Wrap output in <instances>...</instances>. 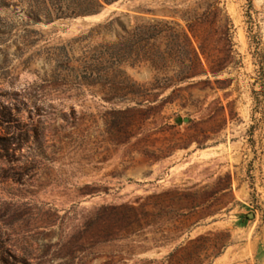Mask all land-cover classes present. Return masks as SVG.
<instances>
[{
	"label": "rangeland",
	"instance_id": "rangeland-1",
	"mask_svg": "<svg viewBox=\"0 0 264 264\" xmlns=\"http://www.w3.org/2000/svg\"><path fill=\"white\" fill-rule=\"evenodd\" d=\"M16 1L0 0V112L30 138L16 161L0 158L4 250L28 264H264V0H128L110 20L172 18L198 55L190 79L140 106L101 85L43 82L44 57L24 70L99 24L32 25L38 42L18 59L27 18ZM215 2L230 37L212 17L191 28L182 19ZM128 72L141 84L156 74ZM27 168L21 182L3 178Z\"/></svg>",
	"mask_w": 264,
	"mask_h": 264
},
{
	"label": "trees",
	"instance_id": "trees-1",
	"mask_svg": "<svg viewBox=\"0 0 264 264\" xmlns=\"http://www.w3.org/2000/svg\"><path fill=\"white\" fill-rule=\"evenodd\" d=\"M119 0H17L13 4L15 12L20 9L25 31L15 38L23 42L15 57L21 59L38 40L32 39L39 33L27 30L37 23L50 24L56 20L76 19L97 14L104 5ZM11 5L12 4H8ZM218 2L187 10L182 19L191 28L194 23L203 25L209 17L218 29H224L230 37L231 21L223 9L217 8ZM15 14H18L16 12ZM79 51V55H75ZM44 57V67H49L50 74L45 76V83H63L73 86L101 85L113 99L126 104L140 106L155 91H163L172 84L178 85L191 78V73L198 61L196 51L190 46L185 29L172 18L137 16L116 17L104 24L92 28L71 42L45 48L32 54L22 62L24 70ZM147 68L156 73L150 83H138L128 70ZM262 70V69H261ZM169 72L172 73L169 76ZM166 76L159 78V74ZM47 75V74H46ZM171 100L170 97L166 101ZM0 117L13 124L15 130L11 136H0V158L16 161L15 151L29 140L28 125L22 124L11 112H0ZM1 123V122H0ZM37 137V132H34ZM27 168L22 173H6L4 179L21 182L24 175L31 173ZM0 248L4 254L3 264H28L8 250Z\"/></svg>",
	"mask_w": 264,
	"mask_h": 264
},
{
	"label": "water",
	"instance_id": "water-1",
	"mask_svg": "<svg viewBox=\"0 0 264 264\" xmlns=\"http://www.w3.org/2000/svg\"><path fill=\"white\" fill-rule=\"evenodd\" d=\"M128 0H119L112 4L104 5V7L94 15L81 17L75 19L78 21L82 28L90 29L91 27L110 20L117 12L124 9V4Z\"/></svg>",
	"mask_w": 264,
	"mask_h": 264
}]
</instances>
